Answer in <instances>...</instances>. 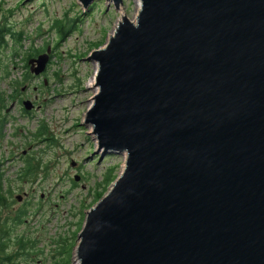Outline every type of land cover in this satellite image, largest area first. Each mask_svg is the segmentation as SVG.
<instances>
[{"label":"water","instance_id":"obj_1","mask_svg":"<svg viewBox=\"0 0 264 264\" xmlns=\"http://www.w3.org/2000/svg\"><path fill=\"white\" fill-rule=\"evenodd\" d=\"M88 60L85 124L125 160L72 264H264V0H140Z\"/></svg>","mask_w":264,"mask_h":264},{"label":"rangeland","instance_id":"obj_2","mask_svg":"<svg viewBox=\"0 0 264 264\" xmlns=\"http://www.w3.org/2000/svg\"><path fill=\"white\" fill-rule=\"evenodd\" d=\"M139 2L122 0L115 10L106 0H94L86 9L77 0H0V22L23 32L16 52L13 37L7 36L9 47L0 56V95L5 99L0 104V191L5 196L0 242L5 244L1 255L10 257L0 264H72L98 185L110 168L116 177L122 171L125 155L99 152L84 121L97 68L88 56L106 43L121 15L135 19ZM56 19L70 28L62 39L54 28ZM46 43L51 52L45 70L17 93L11 83L24 74L29 54L45 51ZM19 98L34 108L25 111ZM28 160L35 173L20 179ZM19 213L21 222H16Z\"/></svg>","mask_w":264,"mask_h":264},{"label":"trees","instance_id":"obj_3","mask_svg":"<svg viewBox=\"0 0 264 264\" xmlns=\"http://www.w3.org/2000/svg\"><path fill=\"white\" fill-rule=\"evenodd\" d=\"M7 24H2L0 22V56H1V53L2 51L6 48V47H9V43L7 42V36L9 37H13V41H14V44L12 45V53H15L16 52V48H17V45H19V42L21 41V36L23 34L22 31H15V30H12L11 28H8L6 26ZM54 28L56 30V33L60 36V38L62 39L70 30V28H67L65 29V23L60 20V19H56L54 21ZM48 43H46V47H48ZM11 48V46H10ZM55 48L56 45H55ZM40 52V51H44V49H39L37 50V52ZM37 52L35 51L34 54H29L31 56H35L37 55ZM27 58V59H28ZM24 69H25V72L24 74L22 75V77L19 79V80H16L14 82L11 83V86L14 87V91H16L17 93H20L21 91V88L20 87H23V86H27L28 87V84L30 82V80L32 78H34V76L29 72L28 70V65L27 63L24 64ZM6 74L8 76L9 72L6 71ZM20 88V90H19ZM19 96V95H17ZM5 101V99L2 97V95H0V104H3ZM4 123L3 120L0 119V125H2ZM1 130V129H0ZM38 134H41V129L39 130ZM35 173V165H31L30 164V161H26L25 163V167L23 168L22 172H21V177L20 179H27L29 177H32L33 174ZM116 178V175H113V172H112V169L110 168L107 173L104 175V179L102 181V184L100 183L98 186L99 188H101L100 190L97 189V192L93 195L94 199L93 201L88 205V207H91L95 202H97L101 197L102 195L104 194V190H105V187L106 185L110 184L114 179ZM0 190H1V186H0ZM99 190V191H98ZM5 205V196L1 193L0 191V206L2 205ZM21 214L22 213H19L15 216L14 218V221L16 222H21ZM4 236V233H2L0 231V239ZM5 252V244L0 242V261L2 260H8L10 257L8 256H4V255H1ZM63 253V252H61Z\"/></svg>","mask_w":264,"mask_h":264},{"label":"flooded vegetation","instance_id":"obj_4","mask_svg":"<svg viewBox=\"0 0 264 264\" xmlns=\"http://www.w3.org/2000/svg\"><path fill=\"white\" fill-rule=\"evenodd\" d=\"M16 102H17L18 106H21L22 105V100L20 98L19 99H16ZM0 165H1V162H0ZM8 193H10V190L8 191ZM17 196H20V195H17ZM22 199L20 200V203L23 202Z\"/></svg>","mask_w":264,"mask_h":264},{"label":"bare ground","instance_id":"obj_5","mask_svg":"<svg viewBox=\"0 0 264 264\" xmlns=\"http://www.w3.org/2000/svg\"><path fill=\"white\" fill-rule=\"evenodd\" d=\"M139 4H140V2H139ZM94 81V79H93V77L90 79V83H92ZM93 86V85H92Z\"/></svg>","mask_w":264,"mask_h":264}]
</instances>
